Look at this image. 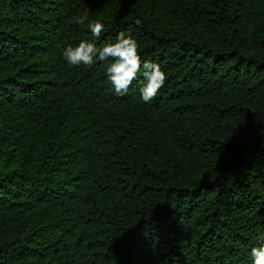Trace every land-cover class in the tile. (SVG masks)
<instances>
[{"label": "trees", "instance_id": "1", "mask_svg": "<svg viewBox=\"0 0 264 264\" xmlns=\"http://www.w3.org/2000/svg\"><path fill=\"white\" fill-rule=\"evenodd\" d=\"M85 13L161 66L150 104L64 61ZM259 240L264 0H0V264H251Z\"/></svg>", "mask_w": 264, "mask_h": 264}, {"label": "clouds", "instance_id": "2", "mask_svg": "<svg viewBox=\"0 0 264 264\" xmlns=\"http://www.w3.org/2000/svg\"><path fill=\"white\" fill-rule=\"evenodd\" d=\"M76 24L84 25L91 39L81 40L63 48L62 58L72 66H92L98 62L111 61L105 69L106 82L116 96H125L138 85L141 102L150 104L165 83V72L150 60H142L138 43L131 34L120 31L114 40L100 43L104 24L91 21L88 14L74 18ZM136 81V84H134ZM251 264H264V240L249 250Z\"/></svg>", "mask_w": 264, "mask_h": 264}]
</instances>
